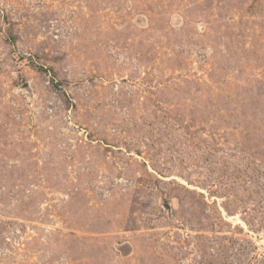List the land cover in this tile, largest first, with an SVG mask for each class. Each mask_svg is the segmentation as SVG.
I'll return each instance as SVG.
<instances>
[{
  "label": "rangeland",
  "instance_id": "374dc122",
  "mask_svg": "<svg viewBox=\"0 0 264 264\" xmlns=\"http://www.w3.org/2000/svg\"><path fill=\"white\" fill-rule=\"evenodd\" d=\"M0 264H264V0H0Z\"/></svg>",
  "mask_w": 264,
  "mask_h": 264
}]
</instances>
